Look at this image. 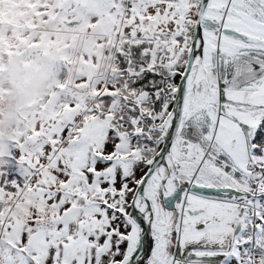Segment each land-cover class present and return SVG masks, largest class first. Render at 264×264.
I'll use <instances>...</instances> for the list:
<instances>
[{
    "label": "snow or ice",
    "instance_id": "obj_1",
    "mask_svg": "<svg viewBox=\"0 0 264 264\" xmlns=\"http://www.w3.org/2000/svg\"><path fill=\"white\" fill-rule=\"evenodd\" d=\"M32 56L0 264H264V0H0Z\"/></svg>",
    "mask_w": 264,
    "mask_h": 264
},
{
    "label": "rangeland",
    "instance_id": "obj_2",
    "mask_svg": "<svg viewBox=\"0 0 264 264\" xmlns=\"http://www.w3.org/2000/svg\"><path fill=\"white\" fill-rule=\"evenodd\" d=\"M7 18L12 19V16ZM8 81L16 89V102L12 112L2 119L0 117V138L7 140L15 131L17 117L27 111L29 104L38 99L45 89L56 81V76L45 67L42 58L32 56L23 60L4 59L0 63V87L5 92ZM5 149L7 144H0V150Z\"/></svg>",
    "mask_w": 264,
    "mask_h": 264
},
{
    "label": "trees",
    "instance_id": "obj_3",
    "mask_svg": "<svg viewBox=\"0 0 264 264\" xmlns=\"http://www.w3.org/2000/svg\"><path fill=\"white\" fill-rule=\"evenodd\" d=\"M11 11L10 9H6V11ZM24 11V10H23ZM7 42V41H6ZM8 59V58H5ZM14 59V58H12ZM8 79V78H7ZM8 85L6 86L5 90H7L6 92H3V95H0V117L2 119V117H6L10 112H12L13 107L15 105L16 102V89H14V87L12 86V84H10V82L8 81ZM7 139L5 138H0V144H7L6 143ZM7 149H5L4 151H6ZM1 151L0 152H4Z\"/></svg>",
    "mask_w": 264,
    "mask_h": 264
}]
</instances>
